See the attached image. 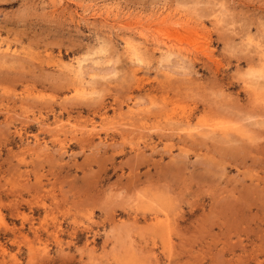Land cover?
I'll return each mask as SVG.
<instances>
[{"label": "rangeland", "instance_id": "rangeland-1", "mask_svg": "<svg viewBox=\"0 0 264 264\" xmlns=\"http://www.w3.org/2000/svg\"><path fill=\"white\" fill-rule=\"evenodd\" d=\"M0 264H264V0H0Z\"/></svg>", "mask_w": 264, "mask_h": 264}, {"label": "bare ground", "instance_id": "bare-ground-1", "mask_svg": "<svg viewBox=\"0 0 264 264\" xmlns=\"http://www.w3.org/2000/svg\"><path fill=\"white\" fill-rule=\"evenodd\" d=\"M119 8V7H118ZM95 10V9H94ZM100 10V9H99ZM98 10V11H99ZM108 10H110V9H108ZM107 10V11H108ZM118 10V9H117ZM102 11H106V10H103L102 9ZM95 12V11H94ZM101 11H99V15L98 16H96V17H103L104 18V16L106 17V15H107V17H108V19L111 17V13L110 12H105L106 14H104V12H102V13H100ZM116 12V11H115ZM167 12H168V9H166V10H160V11H157V12H155V14H156V16H157V20H159V21H161L162 20V22H170V21H167L166 19L169 17H167V18H163V16L165 15V14H167ZM113 14H114V16H115V18L117 17V19L119 20V23H120V26L122 27V29H134V25L135 24H140L141 22H134L133 23V21L134 20H136V19H134L135 17L133 16V14H131V13H124L123 11H121V10H118L117 11V13H114V12H112ZM97 13H95V15H96ZM113 16V15H112ZM170 16H172V14L170 15ZM176 16V15H175ZM178 16V15H177ZM112 18H114V17H112ZM117 21V20H116ZM175 21V20H174ZM171 23H173L172 21H171ZM173 24H175L177 27H183V28H185V27H188V26H190L191 25V23L189 22V20H186V19H183V17H179L178 19H176V21L173 23ZM170 30V29H169ZM167 32H170V31H167ZM129 37L128 38H126L125 39V44H126V46H127V48H128V50H130L131 52H132V54H133V56L134 57H136L137 59H139L140 60V57L139 56H141V52H142V50H143V44L141 45V44H139L140 42V40H141V42L142 41H146V42H148V41H151V40H149L150 38H148V36H147V34L146 33H144V32H141L139 35H135V34H133V33H129V35H128ZM166 46H168V44L166 45ZM259 48V47H258ZM164 52H165V54L166 55H168V56H171V54H173V49L170 47V48H164ZM148 53V52H147ZM162 56V55H161ZM78 65H79V67H80V69H82V63L81 62H78ZM72 67V66H71ZM74 80V79H73ZM78 83V82H77ZM85 88L84 87H80L78 90H75V91H78V92H85Z\"/></svg>", "mask_w": 264, "mask_h": 264}]
</instances>
